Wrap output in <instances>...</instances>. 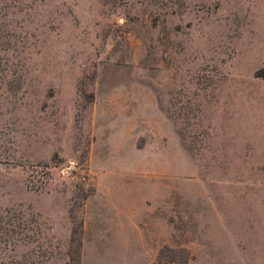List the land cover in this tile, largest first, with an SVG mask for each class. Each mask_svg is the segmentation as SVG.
Listing matches in <instances>:
<instances>
[{"label": "rangeland", "instance_id": "374dc122", "mask_svg": "<svg viewBox=\"0 0 264 264\" xmlns=\"http://www.w3.org/2000/svg\"><path fill=\"white\" fill-rule=\"evenodd\" d=\"M73 250L264 264V0H0V264Z\"/></svg>", "mask_w": 264, "mask_h": 264}, {"label": "trees", "instance_id": "16d2710c", "mask_svg": "<svg viewBox=\"0 0 264 264\" xmlns=\"http://www.w3.org/2000/svg\"><path fill=\"white\" fill-rule=\"evenodd\" d=\"M72 239H70L71 242ZM78 250L69 251L67 253L68 256V264H78L79 254Z\"/></svg>", "mask_w": 264, "mask_h": 264}]
</instances>
